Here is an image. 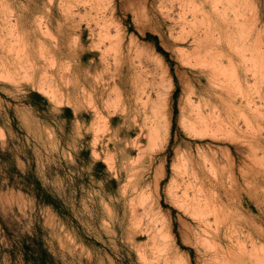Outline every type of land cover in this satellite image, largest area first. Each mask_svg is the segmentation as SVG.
<instances>
[{"label": "rangeland", "instance_id": "1", "mask_svg": "<svg viewBox=\"0 0 264 264\" xmlns=\"http://www.w3.org/2000/svg\"><path fill=\"white\" fill-rule=\"evenodd\" d=\"M0 124L17 264H264V0H0Z\"/></svg>", "mask_w": 264, "mask_h": 264}, {"label": "crops", "instance_id": "2", "mask_svg": "<svg viewBox=\"0 0 264 264\" xmlns=\"http://www.w3.org/2000/svg\"><path fill=\"white\" fill-rule=\"evenodd\" d=\"M31 107L33 106L31 105ZM0 130H1V134H0V161H1L2 155L6 153V151L9 148L10 140L6 129L1 124H0ZM22 164H26V162L22 158L17 157L16 166L20 169ZM3 187L4 186H2L0 183V198H2V196H4L6 193L9 192L8 190H5ZM13 192H15V190H13ZM15 245H17L16 241L5 234L4 229L0 224V264H17V262H15L14 260Z\"/></svg>", "mask_w": 264, "mask_h": 264}, {"label": "bare ground", "instance_id": "3", "mask_svg": "<svg viewBox=\"0 0 264 264\" xmlns=\"http://www.w3.org/2000/svg\"><path fill=\"white\" fill-rule=\"evenodd\" d=\"M195 36H196V35H195ZM230 60H231V59H230ZM231 61H232V60H231ZM231 61H230V62H231ZM219 62H220V61H219ZM221 62H223V61H221ZM220 65H221V64H220ZM220 82H221V81H220ZM216 83H217V82H216ZM83 90H84V89H83ZM214 93H215V92H214ZM217 94H218V93H217ZM227 94H228V93H227ZM226 96H227V95H226ZM230 96H231V95H230ZM231 97H232V96H231ZM221 102H222V101H221ZM225 102H226V101H225ZM207 104H208V106H209V103H208V102H207ZM155 105H156V104H155ZM205 105H206V104H205ZM210 105H211V104H210ZM211 106H212V105H211ZM214 106H215V105H214ZM215 107H218L217 104H216ZM202 108H203V107H202ZM204 108H205V107H204ZM207 108H209V107H207ZM211 108H213V107H211ZM218 108H222V107H218ZM209 110H210V109H209ZM211 110H212V109H211ZM217 110H219V109H217ZM220 110H221V109H220ZM156 111H157V110H156ZM204 111H205V110H204ZM213 111H214V109H213ZM198 112H199V118H201V117H203V116H206V115H204V114H203V116H202V115L200 116V110H199ZM212 113H214V112H212ZM212 113H211V114H212ZM216 113H217V112H216ZM216 113H214V114H216ZM220 113H221V112H220ZM158 114H159V113H158ZM217 114H218V113H217ZM222 114H223V113H222ZM222 114H221V115H222ZM163 116L165 117V115H163ZM212 116H213V115H212ZM219 116H220V115L218 114V115H217V118H218ZM222 117H223V116H222ZM211 118H212V117H211ZM214 118H215V117H214ZM164 119H165V118H164ZM203 119H205V118L203 117ZM207 119L209 120V117H207ZM220 119H221V116H220ZM200 120H201L202 122L204 121V120H202V118H201ZM216 120H217V119H216ZM218 120H219V119H218ZM222 120L224 121V118H223ZM165 121H167V120L165 119ZM165 121H164V122H165ZM205 121H206V119H205ZM214 121H215V120H214ZM214 121H212V122H214ZM156 122H157V121H156ZM158 122H159V121H158ZM164 122H163V124L165 125ZM206 122H207V121H206ZM209 122H211V120L208 121L207 123H209ZM207 123H205V124H207ZM209 124H211V123H209ZM217 124H218V123H217ZM164 125H163V126H159V124H158V125H156V128H153V127H152L154 130L152 131L151 134H153L152 136H154V138H156V137H157V138H158V137L163 138L162 136H159L163 131L160 132V134H159V131H160L161 129H163ZM157 126H158V127H157ZM161 127H162V128H161ZM152 128H151V129H152ZM165 128H166V127H165ZM165 128H164V129H165ZM165 131H166V130H165ZM163 136H164V135H163ZM188 166H189V165H188ZM190 168H191V167H190ZM192 168H193V166H192ZM194 168H195V167H194ZM187 170H188V169H187ZM189 170H190V169H189ZM193 171H194V170H193ZM196 171H197V170H196ZM188 173H190V174H194V172L191 173L190 171H188ZM181 174H182V173H181ZM195 174H196V173H195ZM188 177H189V176H188ZM194 177H195V176H193V178H194ZM198 177H200V176H198ZM203 177H204V176H203ZM195 178H196V177H195ZM200 179H201V178H200ZM210 179H211V178H210ZM191 180H192V179H191ZM195 180H196V179H195ZM204 180H205V179H204ZM191 182H192V181H191ZM197 182H199V181H197ZM189 183H190V182H189ZM192 183H193V182H192ZM200 184H202V183L200 182ZM200 184H198V185H200ZM205 184H206V183H205ZM205 184H204V185H205ZM186 185H187V184H186ZM188 185H189V184H188ZM198 185H197V186H198ZM204 185H203V186H204ZM189 186H190V185H189ZM195 187H196V186H195ZM199 188H200V187H199ZM202 188H203V187H202ZM189 189H190V188H188V190H189ZM195 189H196V188H195ZM197 189H198V187H197ZM204 189H205V187H204ZM191 190H192V189H191ZM200 190L202 191L201 188H200ZM210 190H211V189H210ZM195 191H196V190H195ZM213 191H214V190H213ZM185 192H186V191H185ZM190 192H191V191H190ZM197 192H198V191H197ZM197 192H196V193H197ZM205 192H206V191H205ZM214 192H215V191H214ZM227 194H228V193H227ZM186 195H187V194H186ZM190 195H191V194H190ZM193 195H194V193H193ZM200 195H201V194H200ZM203 196H204V195H203ZM186 197H187L188 200H189V196H186ZM191 197H192V196H191ZM196 198H197V197H196ZM198 198L200 199L199 196H198ZM203 198L205 199V197H203ZM208 198H209V197H208ZM218 198H219V197H218ZM183 199H185V198H183ZM193 199H194V198L192 197V200H193ZM204 199H203V200H204ZM253 199H254V198H253ZM195 200H196V199H195ZM201 200H202V199H201ZM206 200H207V199H206ZM206 200H204V201L206 202ZM209 200H210V199H209ZM190 201H191V200H190ZM190 201H189V202H190ZM211 201H212V200H211ZM211 201H210V203H211ZM221 201H222V200H221ZM181 202H182V201H181ZM185 202H186V201H185ZM185 202H184V203H185ZM195 202H196V201H195ZM197 202H200V201H197ZM179 203H180V202H179ZM182 203H183V202H182ZM187 203H188V202H187ZM193 203H194V202H193ZM193 203H192V204H193ZM214 203H215V201H214ZM188 204H189V203H188ZM201 204H202V203H201ZM205 204H206V203H205ZM218 204H219V203H218ZM228 204H229V203H228ZM195 205H196V203L194 204V206H195ZM180 206H181V205H180ZM186 206L188 207L189 205H186ZM202 206L205 208V206H207V204H206L205 206H204V204L201 205V210H202ZM212 206H213V205H212ZM212 206H211L210 208H212ZM224 206H225V205H224ZM184 207H185V206H184ZM189 207H190V211H191V209L194 208V207H191V206H189ZM196 208H197V207H196ZM196 208H195V209H196ZM198 208H199V207H198ZM210 208H209V209H210ZM214 208H215V207H214ZM209 209H208V212L210 213ZM188 210H189V209H187V211H188ZM196 210H197V209H196ZM199 210H200V209H199ZM199 210H197V211L199 212ZM201 210H200V211H201ZM211 210H213V209H211ZM214 210H215V209H214ZM223 210H224V209H223ZM216 211H217V210H216ZM188 212H189V211H188ZM201 212H202V211H201ZM208 212H206L207 214L205 213L206 216H208ZM225 212H226V211H225ZM193 213L195 214V211H193ZM193 213H192V214H193ZM212 213H213V212H212ZM216 213H217V212H216ZM197 215L200 216L201 214H198V213H197ZM203 215H204V213H203ZM203 215H202V216H203ZM195 216H196V215H195ZM210 216H212V215H210ZM213 216H215L214 213H213ZM217 216H218V215H217ZM197 217H198V216H197ZM204 217H205V215H204ZM231 217H232V216H231ZM214 218H215V217H214ZM214 218H213V219H214ZM197 219H198V218H197ZM199 219H200V218H199ZM203 219H204V218H202V220H203ZM205 219H206V218H205ZM218 219H219V218H218ZM221 219H222V218H221ZM200 220H201V219H200ZM202 220H201V221H202ZM207 220H208V219H206V221H207ZM216 220H217V219H216ZM232 220H233V218H232ZM201 221H200V222H201ZM204 222H205V220H204ZM217 222H218V221H217ZM249 222H250V221H249ZM205 223H206V222H205ZM217 224H218V223H217ZM252 224H253V223H252ZM252 226H253V225H252ZM206 227H207V226H206ZM208 227H209V226H208ZM215 228L218 229L219 227H218V226H215ZM205 229H206V228H205ZM217 229H216V230L214 229V230L211 231V232H214V231L217 232ZM206 230H208V229H206ZM210 230H211V229H210ZM208 231H209V230H208ZM208 231H207V232H208ZM209 232H210V231H209ZM203 233H204V232H203ZM205 233H206V232H205ZM218 233H219V231H218ZM207 234H208V233H207ZM208 235H209V234H208ZM211 235H213V234H211ZM205 236H206V235H205ZM213 236H215V234H214ZM259 236H260V235H259ZM218 237H219V236H218ZM206 238H208V236H207ZM229 238H230V237H229ZM229 238H228V239H229ZM252 238H254V237L252 236ZM200 239H201V238H200ZM217 241H219V240H217ZM222 241H223V240H222ZM200 242H201V240H200ZM210 242H212V241H210ZM215 242H216V241H215ZM215 242H212V243L214 244ZM253 242H254V241H253ZM201 243H202V242H201ZM201 243H200V244H201ZM216 243H217V242H216ZM216 243H215V244H216ZM205 244H206V241H205ZM219 244H220V243H219ZM219 244H217V245H219ZM253 244H254V243H253ZM217 245H216L215 247H217ZM220 245H222V244H220ZM210 246L213 248L214 245H213V246H212V244H211V245H208L209 248H210ZM257 246H258V245H257ZM262 246H263V245H262ZM215 247H214V248H215ZM219 247H220V246H219ZM221 247H222V246H221ZM230 247H231V246H230ZM239 247H240V246H239ZM239 247H238V248H239ZM263 248H264V247H263ZM215 249H216V248H215ZM221 249H223V248H221ZM229 249H230V248H229ZM229 249H228V250H229ZM217 250H218V249H217ZM224 250H226V248H225ZM228 250H227V251H228ZM231 250H232V249H231ZM231 250H230V251H231ZM243 250H244V249H243ZM256 250H257V249H256ZM230 251L228 252V255H225V257L227 256V258H226L227 260H225V258H224L225 262L227 261L226 264H232L234 261H237L236 259L233 260V258H234V257L236 258L237 256L240 255V253H239V255L236 256V255L234 254V252H232V253L234 254V256L232 257V254H230ZM232 251H233V250H232ZM257 251H258V250H257ZM261 251H262V250H261ZM222 252H223V251H222ZM255 252H256V251H255ZM241 255H242V254H241ZM222 256H223V255H222ZM254 256H255V255H254ZM262 256H263V253H262ZM223 257H224V256H223ZM220 258H222V257H220ZM220 258H219V259H220ZM238 258L240 259V257H238ZM247 258H248V257H247ZM257 258H258V257H257ZM262 258H263V260H262V259H261V260L264 262V256H263ZM215 259H216V258H215ZM239 259H238L239 262H237V263H238V264H242L243 262L240 263L241 261H240ZM242 259H243V258H242ZM242 259H241V260H242ZM253 259H254V258H253ZM255 259H256V258H255ZM259 259H260V256H259ZM217 260H218V259H217ZM250 260H251V259H250ZM261 260H260V261H261ZM221 261H222V260H221ZM260 261H259V262H260ZM217 262H218V261H217ZM223 262H224V261H223ZM244 262H247V261L244 260ZM235 263H236V262H234V264H235ZM218 264H219V263H218ZM220 264H223V263H220ZM245 264H246V263H245ZM249 264H250V263H249ZM253 264H254V262H253ZM255 264H256V263H255Z\"/></svg>", "mask_w": 264, "mask_h": 264}, {"label": "trees", "instance_id": "4", "mask_svg": "<svg viewBox=\"0 0 264 264\" xmlns=\"http://www.w3.org/2000/svg\"><path fill=\"white\" fill-rule=\"evenodd\" d=\"M165 55H166V52L165 51H162ZM38 94V93H36ZM98 166H104V164L102 162H98L97 163ZM36 197H37V200L38 202H42V203H47V204H56V201L54 199H52L51 195L49 193H41V192H37L35 193ZM57 209H59L58 207H56ZM43 254H46L45 252H43ZM26 256H27V253H26Z\"/></svg>", "mask_w": 264, "mask_h": 264}]
</instances>
